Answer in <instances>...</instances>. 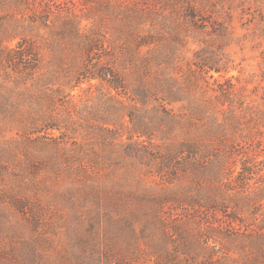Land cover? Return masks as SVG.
Returning a JSON list of instances; mask_svg holds the SVG:
<instances>
[{
	"label": "trees",
	"instance_id": "1",
	"mask_svg": "<svg viewBox=\"0 0 264 264\" xmlns=\"http://www.w3.org/2000/svg\"><path fill=\"white\" fill-rule=\"evenodd\" d=\"M240 1L104 0L119 8L118 20L109 19L113 28L103 17L84 25L90 16L82 17L59 3L65 24L81 38L80 50H87L72 87L98 79L107 88L100 95L105 98L102 108L77 112L86 133L74 152L78 162L101 169L111 157L101 156L86 140L113 143L112 138L122 137V129L127 134L120 149L123 176L108 186L106 199L96 191L92 205L77 218L87 223L80 241L64 246L46 241L41 246L25 239L1 247L2 241L0 264H137L146 259L158 264H264V213L259 219L249 216L255 226L248 225L245 213L241 215L264 200V160L247 151L236 169L231 164L235 153L220 148L232 142L244 124L238 110L248 112L235 88L239 75H229L237 68L231 65L227 45H217L219 37L225 42L231 35L230 23L215 17L219 8L231 6L232 13ZM52 8L47 0H0V75L12 70L18 75L17 85L52 80L39 73L46 63L42 47L24 33L28 27L48 24ZM26 9L32 12L28 25L12 18L14 11ZM15 40L14 46L8 44ZM191 43L200 48L187 58ZM60 62L57 57L56 64ZM208 78L215 86L204 85ZM55 101L47 102L51 109ZM4 103L0 93V107ZM117 118L124 121L111 128ZM57 122L61 125L49 128L68 138L81 125L70 115ZM73 156L76 159L68 155L67 162ZM205 183L217 186L208 190ZM17 198L21 200L7 201L24 215L25 225L31 224L33 210L25 198ZM213 203L221 219L205 211ZM217 248L224 254L211 261L209 251Z\"/></svg>",
	"mask_w": 264,
	"mask_h": 264
},
{
	"label": "rangeland",
	"instance_id": "2",
	"mask_svg": "<svg viewBox=\"0 0 264 264\" xmlns=\"http://www.w3.org/2000/svg\"><path fill=\"white\" fill-rule=\"evenodd\" d=\"M82 1L47 0L53 5L54 11L48 24L32 30L29 27L25 31L19 29L42 47L46 63L39 73H43L44 77H51L52 80H41L37 85L33 81L17 85L15 80L18 75L12 70L3 71L0 75V93L3 94L5 102L0 107V244L4 241L1 247L20 244L25 239L37 241L41 246L46 241L59 246L80 241L87 223L77 218L85 207L92 205L91 199L97 196L96 191L106 199L107 193L111 191L108 186L123 176V170L119 168L123 158L120 149L127 139V134L122 129L119 130L122 137L112 138L113 143L111 139L104 143L93 137L86 140L91 143L89 147L101 156L111 157L112 162L109 160L101 169L87 161L78 162L74 152L77 143L85 140L86 133L85 126L82 125L85 122L77 112L81 109L94 112L95 109L102 108L105 98L100 95L106 94L107 88L98 79L93 80L92 84L83 82L72 87L77 84L78 69L86 58L87 50L86 47L80 50L81 38L69 24H65L66 19L60 16L59 3L62 8L65 4L64 7L68 10H77L82 17L90 16V20H83L84 25L92 24L94 19L103 17L108 19L106 25L113 28L109 19L114 21L120 17L117 12L119 8L108 6L104 0L101 3L91 0L86 4H82ZM235 5L237 7L232 13L231 6L220 7V14L215 17L230 23L231 35H227L229 37L225 38V42H221L222 38L219 37L217 45H227L225 51L231 59V65L237 68L229 75H239L238 80H234L237 82L235 88L242 94V106L248 111L238 110L240 116H244V124L240 126L233 141L228 140L230 144L227 141L220 146L223 153L226 150L235 153L231 164H235V168L239 169L240 155L244 152L258 154V159L264 160V0H241ZM14 12V20L20 21L19 24L28 25L27 19L32 13L31 10L26 9L25 13L18 14L17 11ZM114 13H118L117 16ZM208 29L211 32L212 28ZM99 33L103 35L104 31L99 30ZM15 43L16 40L8 44L14 46ZM199 48L197 43H191L186 50V57L191 58L193 51ZM57 57L63 61L60 66L56 64ZM215 75L218 77V74ZM214 83V79L208 78L204 85L212 87L215 86ZM51 99L56 100L54 109L47 104ZM66 115L75 117L81 124L78 132L70 135L73 138H68L67 133L48 126L61 125L57 118ZM223 116L221 113V117ZM123 121L118 122L117 118L115 126L110 127L117 128ZM68 155H75L76 159L73 156L70 162H67ZM113 163L115 164L112 165ZM190 183L194 184V181ZM91 186L96 188L90 190ZM214 186L217 185L204 184V188L208 190ZM9 197H15V201L21 200L17 197L27 200L34 212L28 217L31 224L25 225L27 221L24 215L13 211L14 207L7 201ZM215 205L216 203H213L204 209L207 214L221 219L222 215L217 212ZM243 213L248 218V225L252 226L254 221L250 220L249 216L260 218V214L264 213V200L248 209L245 208L241 215H244ZM37 225L38 232H34ZM216 245L218 246L217 243ZM223 254L221 248L209 251L211 261ZM237 254L236 249L235 255ZM137 264L158 263L154 259H146Z\"/></svg>",
	"mask_w": 264,
	"mask_h": 264
}]
</instances>
